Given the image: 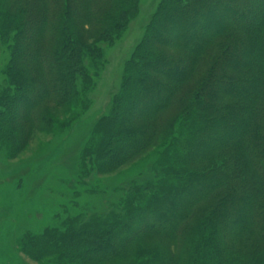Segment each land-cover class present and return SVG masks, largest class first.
I'll list each match as a JSON object with an SVG mask.
<instances>
[{
	"label": "trees",
	"instance_id": "16d2710c",
	"mask_svg": "<svg viewBox=\"0 0 264 264\" xmlns=\"http://www.w3.org/2000/svg\"><path fill=\"white\" fill-rule=\"evenodd\" d=\"M43 1L0 0L2 39L7 42L14 35L6 75L22 111L18 113L8 97L0 102L7 116L4 138L10 143L18 139L12 125L26 122V135L35 128L42 99L54 97L63 103L75 96L74 77L81 68L84 43L74 17L91 26L106 25L101 34L109 37L122 28L128 8L124 5L129 4L114 0L107 12L94 15L88 10L89 0H76L80 12L72 6L75 0ZM17 2L23 6L15 7ZM236 10L251 22L235 23L220 16H235ZM40 38L45 46L39 44ZM145 41L123 77L114 119L101 125L97 141L91 139L82 150L89 165L84 162L77 173L94 170L105 175L116 170V164L147 146L159 128L155 121L137 122L156 120L164 108L176 104L182 115L176 127H167L170 136L164 140L155 179L147 178L127 191L107 212L99 211L96 203H83L81 192L73 194V207L68 199L65 219L35 234L37 251L32 252L39 260L56 256L58 264H100L128 258L126 264H175L170 247L163 248L165 252L142 249L135 242L144 235H160L174 241L188 236L190 264H237L224 258L226 242L218 235L252 226L264 247V0H162ZM209 44L221 53L202 70L198 57ZM168 48L187 55L170 54ZM16 64L26 65L27 71ZM189 82L195 87L176 99L178 88ZM42 120L49 122L46 117ZM202 161L206 165L197 167ZM77 173L75 179L66 176V187L80 182ZM87 192L109 196L105 190ZM203 201L206 205L199 207ZM191 219L194 223L187 226ZM153 220L161 225L137 231L138 224ZM131 242L135 249L125 253L122 245ZM249 264H264V256L252 257Z\"/></svg>",
	"mask_w": 264,
	"mask_h": 264
},
{
	"label": "rangeland",
	"instance_id": "374dc122",
	"mask_svg": "<svg viewBox=\"0 0 264 264\" xmlns=\"http://www.w3.org/2000/svg\"><path fill=\"white\" fill-rule=\"evenodd\" d=\"M161 2L162 0H129V4L124 5L128 8L123 17L122 28L109 37L104 32L101 34V31L106 30V25L91 26L90 22L84 23V20L74 17L76 33L82 37L84 43V50H80L81 68L74 77L75 96L63 103H57L54 97L42 99L36 109L40 116L35 120V128L31 133L26 135L28 128L26 122L12 125V129L17 131L15 135L18 136L14 143L4 138L6 130L4 122L7 116L2 112L0 104V264H58L56 256H46L41 260L34 256L32 251H37V248L33 242L36 238L35 234L41 233L47 227H57L61 219H65L69 213L67 211L68 199L70 206L73 207L71 204L73 194L81 192L80 200L83 203L87 202L86 205L96 203L99 211L106 210L107 212L113 209L114 201L126 196L127 191L134 189L138 184L141 185L147 178L155 179L157 162L162 159L164 140L170 136L167 127L170 124L176 127L178 123L175 122H178L182 115V110L176 104L164 108L156 120L147 119L137 122L148 124L155 121L159 128L154 132L147 146L137 151L132 157H126L127 160L120 164L121 166L116 164L118 165L116 170L105 175H98L94 170L85 174L77 172L82 165L84 166V162L86 164L82 150L91 139L97 141L101 134V125L114 119L112 114L114 101L121 91L123 77L136 51L146 43L147 32ZM37 3L42 4L44 1L37 0ZM113 4L114 0H89L87 2L90 14L94 15L107 12ZM21 6H23L21 2L15 4V7ZM72 6L80 12V6L76 0ZM215 11L218 13L219 9ZM234 12L235 16L227 13H220V16L230 18L235 23L251 22L250 18L239 15L240 11ZM223 20L219 22L222 23ZM47 30H50V27H47ZM89 32H91L90 37ZM207 35L208 33L201 34V36ZM9 36L5 42L0 34V102L8 97L16 111L22 113L14 102L15 88L8 82L6 75L10 47L13 44L11 37L14 35ZM223 36L226 37V35ZM37 40L40 45H46L43 39ZM167 51L176 56L187 55L178 49L168 48ZM219 53L221 52L220 50L218 52L216 46L212 44L206 46L204 53L198 57V68L208 69L214 59L212 56ZM16 68L22 71L28 69L24 64H16ZM198 75L195 79L200 77ZM34 76L41 77L38 73ZM193 87L195 86L190 82L183 84L176 92V99L189 94ZM23 92L28 93V90ZM122 110L125 111V108L122 107ZM122 110L121 116L128 119L129 116H125ZM132 113L134 114V111ZM42 116L49 118V122L42 120ZM105 117L107 120L104 119ZM88 165L86 164L87 168ZM196 165L202 167L206 164L202 161ZM74 173H77L80 182L77 185L70 184L66 187V176L72 175L73 177ZM75 178L76 176L73 179ZM94 189L105 190L109 196H92L87 192ZM120 190L123 192L120 193ZM203 204L206 205L203 201L199 207ZM161 222L153 220L142 226L138 224L137 231L143 232L147 227L161 225ZM134 223L135 221L130 222V224ZM193 223L192 219L186 221L187 226ZM126 236L129 238L131 235L128 233ZM218 236L226 242L222 247L226 260H235L237 264H249L252 257L264 256V247L258 242L254 226L246 231L226 229L222 235ZM122 242L123 238L117 247H121ZM135 242H138L142 249L155 248L165 252L163 248L170 247L175 264H190L188 253L190 238L188 236H182L174 241L171 238L162 240L160 235L153 237L144 235L136 238ZM135 242L122 245L125 253L135 249ZM26 251L30 253V256ZM128 261L129 259L125 258L122 261L100 264H126Z\"/></svg>",
	"mask_w": 264,
	"mask_h": 264
}]
</instances>
